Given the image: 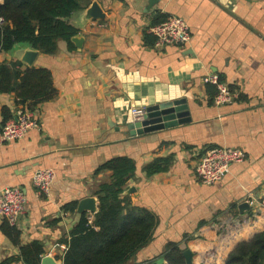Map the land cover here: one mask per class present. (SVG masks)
Listing matches in <instances>:
<instances>
[{
	"label": "crops",
	"instance_id": "1",
	"mask_svg": "<svg viewBox=\"0 0 264 264\" xmlns=\"http://www.w3.org/2000/svg\"><path fill=\"white\" fill-rule=\"evenodd\" d=\"M94 1L104 18L87 17ZM81 2L69 18L78 33L70 42L60 39L55 53L39 50L31 65L51 71L57 95L32 110L38 128L0 146V189L18 187L27 197L26 212L14 226L17 241L2 230L7 221L0 218V260L17 257L20 247L39 241L43 256L63 263L65 240L82 214L80 200L96 197L98 205L97 191L111 177L101 166L129 157L136 172L124 195L158 217L153 239L132 264H154L171 245L190 248L187 238L204 235L206 224L246 217L252 207L242 210L241 203L264 199V0ZM169 15L188 23L191 38L185 45H156L150 28ZM27 48L34 47L20 43L0 52V63L21 62L18 56ZM209 73L232 88L231 103L215 104L203 82ZM178 98L187 99L190 121L130 135L132 107ZM17 99L15 93L0 92V127L4 107L14 117L27 109ZM209 147L241 148L246 160L232 164L221 180L204 184L195 169ZM157 158L168 159L169 169L148 176L144 167ZM42 168L56 172L48 195L32 181ZM130 188L135 191L126 193ZM71 203H76L74 212L67 209Z\"/></svg>",
	"mask_w": 264,
	"mask_h": 264
},
{
	"label": "trees",
	"instance_id": "2",
	"mask_svg": "<svg viewBox=\"0 0 264 264\" xmlns=\"http://www.w3.org/2000/svg\"><path fill=\"white\" fill-rule=\"evenodd\" d=\"M81 8V0H3L0 3V17L4 18V24L0 25V52L29 43L45 54L55 53L60 39L70 42L78 33L69 18ZM207 84L209 92L216 96V86ZM0 92L15 93L17 104L34 110L39 104L52 100L58 91L49 69L25 67L20 61H11L0 63ZM2 112L3 124L14 118L9 107H4ZM169 166L168 159L157 158L144 169L151 176L167 171ZM101 170L110 171L111 177L97 191L98 211L92 217L86 213L80 215L70 238L65 240L63 264H132L138 252L153 239L157 215L133 205L131 197L124 195L128 181L135 176V161L115 157L103 164ZM67 209L74 212L76 203H71ZM2 230L18 240L19 232L8 222L3 224ZM202 233L203 237L186 240L196 264H264L263 204L251 209L246 217L225 224H206ZM193 243L203 244V247ZM44 253L43 244L34 241L20 247L17 257L0 260V264H9L17 258L24 264H41ZM164 256L170 264H185L182 249L177 245L167 247Z\"/></svg>",
	"mask_w": 264,
	"mask_h": 264
},
{
	"label": "built area",
	"instance_id": "3",
	"mask_svg": "<svg viewBox=\"0 0 264 264\" xmlns=\"http://www.w3.org/2000/svg\"><path fill=\"white\" fill-rule=\"evenodd\" d=\"M4 18L0 17V25ZM151 32L156 37V45H185L191 38L190 28L183 17L169 15L163 21L152 25ZM204 83L214 84L217 88L215 104L218 106L229 104L233 101L232 89L220 79L216 73H209L203 77ZM134 121L144 118L147 113L146 106H135L130 110ZM39 127V122L34 112L30 109H21L17 115L6 121L0 128V146L10 140L22 138L29 130ZM246 160V153L236 147H209L201 155L195 173L204 184H213L221 180L229 171L232 164ZM56 172L52 168H42L33 174V185L42 194H50ZM252 209H257L264 204V199L259 201L255 197L249 200ZM27 209V197L18 187H4L0 189V218L5 219L10 225L15 226Z\"/></svg>",
	"mask_w": 264,
	"mask_h": 264
},
{
	"label": "water",
	"instance_id": "4",
	"mask_svg": "<svg viewBox=\"0 0 264 264\" xmlns=\"http://www.w3.org/2000/svg\"><path fill=\"white\" fill-rule=\"evenodd\" d=\"M87 17L92 19L104 18L102 8L94 1L87 9ZM78 37H74L73 40L76 43L79 42ZM39 50L35 48H27L24 55H19L18 58L21 62L31 66L33 59L38 55ZM147 113L143 119L138 121H132L127 124L130 135L135 136L143 133H149L156 130L165 129L168 127L176 126L181 123H185L191 120L190 111L187 105L186 98H178L167 101H162L156 104H152L146 107ZM135 191V188H130L126 193ZM240 209H248L249 203L244 202L240 204ZM96 213L98 211L97 198L85 197L80 200L77 212ZM182 254L185 258V264H196L194 262V252L190 248L182 250ZM41 264H63L57 261L51 255H45L42 257ZM154 264H170L164 256L157 258Z\"/></svg>",
	"mask_w": 264,
	"mask_h": 264
}]
</instances>
